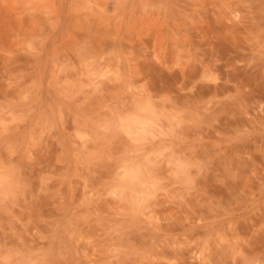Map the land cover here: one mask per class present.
<instances>
[{
  "label": "rangeland",
  "instance_id": "obj_1",
  "mask_svg": "<svg viewBox=\"0 0 264 264\" xmlns=\"http://www.w3.org/2000/svg\"><path fill=\"white\" fill-rule=\"evenodd\" d=\"M0 264H264V0H0Z\"/></svg>",
  "mask_w": 264,
  "mask_h": 264
}]
</instances>
